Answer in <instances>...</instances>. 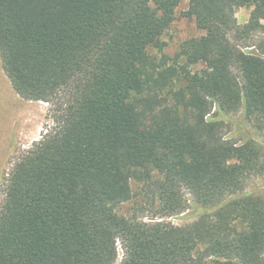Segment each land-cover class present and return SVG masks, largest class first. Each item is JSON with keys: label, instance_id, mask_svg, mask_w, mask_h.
<instances>
[{"label": "trees", "instance_id": "1", "mask_svg": "<svg viewBox=\"0 0 264 264\" xmlns=\"http://www.w3.org/2000/svg\"><path fill=\"white\" fill-rule=\"evenodd\" d=\"M181 1L0 0L2 69L52 120L7 178L0 264H116L117 242L118 264H264V145L224 134L234 113L264 131V40L239 47L264 0H188L203 34L168 55Z\"/></svg>", "mask_w": 264, "mask_h": 264}, {"label": "rangeland", "instance_id": "2", "mask_svg": "<svg viewBox=\"0 0 264 264\" xmlns=\"http://www.w3.org/2000/svg\"><path fill=\"white\" fill-rule=\"evenodd\" d=\"M187 7L188 0H182L175 9L174 20L163 35L166 42L164 52L168 55L177 52L184 40L203 34V31L196 26L195 21L184 14ZM254 8V5L239 3L235 7L237 22L245 23ZM261 40H264V35L255 34L247 41H240L239 47L245 50L259 51L257 43ZM201 67L203 65L198 64L194 68ZM50 108L51 105L48 102L30 101L18 96L5 75L0 60V208L5 198L7 178L13 164L33 146L45 129L51 125ZM247 133L254 134L264 145V131L255 129V125L247 122L240 114H231L226 121L224 134L227 137L233 136L235 140L239 141ZM250 183V188H254L259 193L264 192V176L257 177ZM184 198L187 200V209L178 215L165 218L178 226L192 223L201 212L188 193L184 194ZM131 206L132 202H128L118 206L117 210L121 214H129ZM151 214V210L147 207L140 213L144 220H149ZM117 243L119 255L116 264L122 257V250L119 242Z\"/></svg>", "mask_w": 264, "mask_h": 264}]
</instances>
